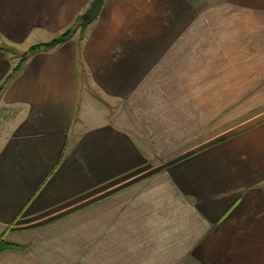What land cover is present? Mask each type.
<instances>
[{
  "label": "crops",
  "instance_id": "1",
  "mask_svg": "<svg viewBox=\"0 0 264 264\" xmlns=\"http://www.w3.org/2000/svg\"><path fill=\"white\" fill-rule=\"evenodd\" d=\"M90 2L0 0V84ZM0 240V264H264V0H104L29 54L0 92Z\"/></svg>",
  "mask_w": 264,
  "mask_h": 264
},
{
  "label": "trees",
  "instance_id": "2",
  "mask_svg": "<svg viewBox=\"0 0 264 264\" xmlns=\"http://www.w3.org/2000/svg\"><path fill=\"white\" fill-rule=\"evenodd\" d=\"M72 35H73V32H72V27H71V28L65 30L63 33L56 36L55 38L51 39L48 42L39 43V44L31 46L27 51H25L22 54L21 60L13 67V69L6 76L5 80L0 84V92L2 91V89L4 88V86L8 82V80L21 67L22 63L26 60V58L29 54H32V53L39 51V50H46V49L58 46V45L64 43L65 41H67ZM8 248H17V246L0 240V252L4 249H8Z\"/></svg>",
  "mask_w": 264,
  "mask_h": 264
},
{
  "label": "water",
  "instance_id": "3",
  "mask_svg": "<svg viewBox=\"0 0 264 264\" xmlns=\"http://www.w3.org/2000/svg\"><path fill=\"white\" fill-rule=\"evenodd\" d=\"M104 0H91L87 9L79 16L78 20L72 27V32L76 30H84L98 16Z\"/></svg>",
  "mask_w": 264,
  "mask_h": 264
},
{
  "label": "rangeland",
  "instance_id": "4",
  "mask_svg": "<svg viewBox=\"0 0 264 264\" xmlns=\"http://www.w3.org/2000/svg\"><path fill=\"white\" fill-rule=\"evenodd\" d=\"M234 131H235V130H234ZM185 152H186V150H185ZM169 163H170V161H166V160L160 161V160H158V157H157V158H154V159H153V164L147 166V167L145 168L146 171H144V172L140 171V173L135 177V180L138 179V178L144 177V176H146V175H148V174H150V173H154V172L160 170L161 168L166 167ZM132 176H134V175L131 174L130 176H127V178L124 179V180H128V179L131 178ZM120 181H121V180H120ZM129 181H133V179H130ZM126 182H128V181H126ZM126 182H125V183H126ZM116 183H118V181H115L114 183H111V184L107 185L106 188H108V187H109V188H110V187H113V185H115ZM107 191H109V190H107ZM107 191H106V192H107Z\"/></svg>",
  "mask_w": 264,
  "mask_h": 264
}]
</instances>
